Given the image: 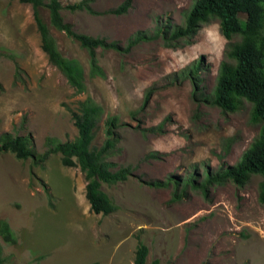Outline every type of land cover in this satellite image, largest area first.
Masks as SVG:
<instances>
[{"label":"rangeland","instance_id":"rangeland-1","mask_svg":"<svg viewBox=\"0 0 264 264\" xmlns=\"http://www.w3.org/2000/svg\"><path fill=\"white\" fill-rule=\"evenodd\" d=\"M56 1L72 31L121 46L137 32L152 36L158 26L182 24L193 2L130 0L127 11L115 15L106 11L123 0H93L96 14L73 6L81 0ZM48 2L42 0L38 15L57 52L81 66L83 88L70 84L41 50L31 4L0 0V133L29 134L35 152L42 153L47 137L55 142L75 137L69 110L91 98L102 111L91 144L101 145L103 120L115 115L121 123L118 142L106 161L114 169L128 166L130 173L124 181L100 184L116 204L102 215L89 209L79 166L63 165L59 152L35 165L31 158L0 152V220L15 239L7 244L0 237L4 264H134L139 243L147 248L145 264H264L259 175L241 187L231 181L213 185L206 196L188 187L179 199L172 198L171 184L150 185L193 171L197 181L205 167L232 165L260 130L249 119L248 102L223 113L203 96L213 90L227 42L218 21L201 24L192 43L178 48L164 46L160 38L122 53L98 48L103 76H92L88 51L53 26ZM194 61L201 66L198 85L180 74ZM150 127L157 128L146 130Z\"/></svg>","mask_w":264,"mask_h":264},{"label":"trees","instance_id":"trees-1","mask_svg":"<svg viewBox=\"0 0 264 264\" xmlns=\"http://www.w3.org/2000/svg\"><path fill=\"white\" fill-rule=\"evenodd\" d=\"M19 1L28 2L32 6L41 50L47 55L48 60L65 75L69 83L81 90L83 88L81 66L76 60L67 59L57 52L46 25L38 15V7L42 5V0ZM92 1L81 0L73 6L90 14H96L97 12L90 6ZM129 6L130 0H123L116 7L108 9L106 13L120 15L125 13ZM47 7L53 26L73 37L88 51L89 71L92 76H103L96 62L95 51L98 48L112 49L119 53L128 52L133 45L149 38H160L164 46L178 48L183 44L192 43V38L201 24L216 19L219 31L227 42L223 59L218 65L213 90L210 96H203L223 113L236 112L242 107L244 101L248 102L250 104L249 119L251 122L259 123L260 130L234 164L221 166L214 171L205 167L201 178L197 181L194 179L196 174L193 171L185 178L173 179L168 176L166 181L155 180L151 181L150 185L171 184L172 198L179 199L188 187L197 189L206 196L208 189L213 185H222L231 181L241 187L247 183L251 175L256 174L261 177L257 198L264 205V0H193L183 14L182 24L158 26L152 36L137 32L129 37L124 46L116 41H108L104 37L75 33L70 29L69 24L62 21L59 3L56 0H49ZM233 37H237V40H232ZM200 67V62L194 61L188 67L181 69L180 74L198 85L196 81H200L198 77ZM19 69L15 65L14 80L18 77ZM149 94L150 89H147L144 102ZM69 112L76 128V135L72 140L55 142L53 138L47 137L46 150L36 153L29 134L18 135L4 131L0 133V152L9 151L21 160L31 158L34 165L43 162L49 154L59 152L63 165H78L83 173L85 198L89 209L96 214L108 215L116 210V204L101 190L100 184L124 181L130 173L128 166L114 169V163L106 161V156L118 142L117 128L121 123L115 115L106 116L103 120L105 139L100 146L96 147L91 142L101 118L100 106L91 98H85L78 102L77 111L69 110ZM155 128L150 127L146 130L152 131ZM0 237L4 243H15L13 232L4 220H0ZM146 255V246L143 243L137 244L133 263L145 264ZM4 262L0 244V264ZM150 264H157V261L153 260Z\"/></svg>","mask_w":264,"mask_h":264}]
</instances>
